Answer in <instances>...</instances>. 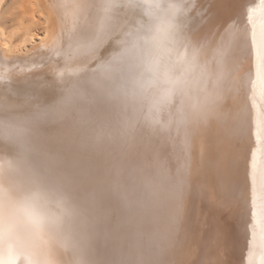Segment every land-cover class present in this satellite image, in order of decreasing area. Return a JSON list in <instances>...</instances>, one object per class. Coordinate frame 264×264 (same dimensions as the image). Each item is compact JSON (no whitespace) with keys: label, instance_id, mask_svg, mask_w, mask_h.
Wrapping results in <instances>:
<instances>
[{"label":"bare ground","instance_id":"obj_1","mask_svg":"<svg viewBox=\"0 0 264 264\" xmlns=\"http://www.w3.org/2000/svg\"><path fill=\"white\" fill-rule=\"evenodd\" d=\"M257 5L26 0L39 32L0 26V264H264Z\"/></svg>","mask_w":264,"mask_h":264},{"label":"rangeland","instance_id":"obj_2","mask_svg":"<svg viewBox=\"0 0 264 264\" xmlns=\"http://www.w3.org/2000/svg\"><path fill=\"white\" fill-rule=\"evenodd\" d=\"M0 26L4 28V31H6L7 34L11 35V31L14 30V28H21L19 31H17L16 34L12 36V41L17 42L20 38V36L23 34L24 29H26L30 33H37L39 32L37 19H32L31 15L28 14L27 6H26V0H3V3L0 7ZM256 73V72H255ZM256 75L253 73V76ZM240 84L237 85V89L239 90ZM254 89V88H253ZM240 92V91H238ZM263 104H260L262 103ZM261 99L258 102V105H262L264 109V101ZM252 144H254V140ZM262 147H256L257 151L259 150L260 157L264 156V138L261 140ZM251 143V142H250ZM256 145V144H254ZM263 148V149H262ZM263 150V151H261ZM262 153V154H261ZM264 187V186H263ZM248 190V189H246ZM245 190V192H247ZM262 190L260 191V193ZM264 192V191H263ZM261 193V195L253 196L252 193H249L247 195L249 199L250 204L260 205L261 203H255V199L259 200L264 196V193ZM263 194V195H262ZM252 196V198H251Z\"/></svg>","mask_w":264,"mask_h":264},{"label":"snow or ice","instance_id":"obj_3","mask_svg":"<svg viewBox=\"0 0 264 264\" xmlns=\"http://www.w3.org/2000/svg\"><path fill=\"white\" fill-rule=\"evenodd\" d=\"M260 14L262 15V19L257 24L255 22V17ZM248 20L249 23L252 24V36H253V45L256 49V81H254L253 86L255 87L257 83L261 86H264V0H258L257 7H250L248 9ZM260 28L261 39L259 42L256 40V28Z\"/></svg>","mask_w":264,"mask_h":264}]
</instances>
